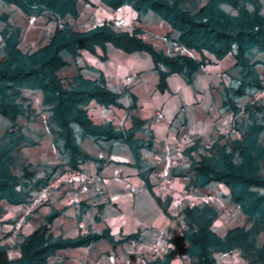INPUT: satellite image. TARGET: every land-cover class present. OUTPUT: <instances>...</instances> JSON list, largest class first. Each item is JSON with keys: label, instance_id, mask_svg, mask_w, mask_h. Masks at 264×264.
Masks as SVG:
<instances>
[{"label": "trees", "instance_id": "16d2710c", "mask_svg": "<svg viewBox=\"0 0 264 264\" xmlns=\"http://www.w3.org/2000/svg\"><path fill=\"white\" fill-rule=\"evenodd\" d=\"M2 1L15 5L29 18L45 17L55 22L56 27L47 43L32 52H24L21 48V28L7 24L0 33L3 53L0 60V119L10 122L0 137V222L7 214L3 202L9 206L27 205L58 169H80L81 164L97 159L80 146L75 125L81 128L83 137L128 144L135 152L136 162L141 160L137 151L140 146L135 139L136 119L134 126L126 130L118 129L113 122L97 123L90 115L93 105L108 110L124 106L120 101L121 94L108 86L102 72L92 79L83 73L84 67L77 66L83 52L102 61L108 59V45L127 54L149 53L159 73L158 88L161 91L167 89V79L174 74L183 75L192 84L195 75L213 63L206 53L219 61L232 54L236 60L233 70L239 71L238 85L225 88L222 104L235 114L241 111L236 99L250 92V98L254 100L264 90L263 76L258 71L264 60L256 58L258 54L264 56V15L259 7L254 10L248 8L253 0H209L204 5H200L198 0H101L112 10L131 6L138 13V20L149 13L156 14L171 27L170 38L172 33H176L173 43L191 54L179 51L168 54L156 50L142 38L144 32L141 28L135 27L131 31L117 29L112 21L86 31L76 30L68 19H78L81 1L95 5L93 0ZM224 3L231 4L238 14L226 12L221 7ZM2 18L6 21L8 16L4 14ZM62 20L64 23H60ZM73 65H76V73L63 78L61 72ZM89 69L94 71L93 67ZM26 90L41 93L42 105L51 114L48 127L53 141L57 146L61 143V153L67 158L65 163L55 166L43 177H37L29 164L23 166L21 176L14 173L23 149L35 146L19 123V119L32 110L31 103L24 96ZM133 107L132 104L130 108ZM244 111L251 117L263 112V108L257 103L248 104ZM234 124L242 133L241 139L224 133L219 134L209 150L199 138L188 147L186 158L191 161L192 174L186 190L202 191L211 184L224 185L229 189L231 203L245 215L246 224L229 229L227 235L220 236L213 229L220 216L216 206L187 205L174 216L170 212L172 197L165 200L157 197L167 218L177 219L182 214L185 228L181 236L171 238L166 253L146 254L141 264H173V248L179 249L183 242L186 243L183 255L190 264H218L219 254L233 250H240L247 264H264V245L261 248L257 246L259 237L264 235V139L260 137L264 127L254 122L247 128H241L236 121ZM177 170L176 174L174 171L176 178L184 176ZM58 216V212L47 216L40 227L23 238L17 259H12L8 246L0 243V264H50V258L62 250L89 247L101 240L115 247L126 242H139V234L116 241L110 230L101 234L90 232L71 239L55 237L51 226Z\"/></svg>", "mask_w": 264, "mask_h": 264}, {"label": "crops", "instance_id": "0c3cea01", "mask_svg": "<svg viewBox=\"0 0 264 264\" xmlns=\"http://www.w3.org/2000/svg\"><path fill=\"white\" fill-rule=\"evenodd\" d=\"M94 4L93 6H96V9H93V11H95L96 17L103 20V23L111 21L113 10L96 2ZM123 14L127 18L130 29L142 28L144 32L142 38L152 44L156 50L165 51L166 44L158 38L151 39L148 30L151 29L161 36L166 35L171 32V28L166 22L163 20H148L144 17L140 23L137 20V12L130 6L124 7ZM158 45L163 47L158 49ZM89 55L83 52L76 64L79 67H84L83 73L92 79L97 78L99 72H102L107 79L108 86L114 92L121 94L120 101L124 108H111L108 110L102 107V109H105L106 117L113 116L110 122H113L118 129L128 130L134 126L135 119L138 121L135 139L138 140V146H140L137 151H139L141 160L137 163L134 150L122 141H96L94 138L82 137L83 141L79 143L82 149L97 159L81 164L80 168L90 174H99L109 178V182L105 186V195H99L94 189H91L80 196L79 205L70 204L69 200L72 193L78 189V186H63L59 190L51 192L47 202L35 210L18 236L21 238L29 236L45 222L47 216L58 212L59 216L51 226V232L55 237L76 238L82 235L80 224H84L87 226L89 233L101 234L105 230H110L116 241L130 235L139 234V242H126L115 247L108 241L101 240L89 247L71 249L72 251L81 252V257L67 253V250H62L56 256L50 258V264H103L104 261L113 264V260L118 264H122L125 260L134 258V248L141 242H157L161 240L164 233L169 234L172 238L181 236L183 229L179 218L173 220L167 218L156 199L160 197L165 200L167 197L161 194L157 186L154 157L161 151L165 137H168L173 144L178 133L186 129L194 131L195 140L202 139L204 144L209 142L212 140L213 135L221 134L218 124L220 122L229 123L231 116L229 113L219 110L222 97L216 96L219 91V81H221L218 74L233 69L236 63L234 56L231 54L219 61L216 60L215 56L206 53V56L213 63L196 74L192 84H189L183 75L174 74L168 77L167 89L164 91L158 88L159 73L149 53L127 54L112 45H108L107 61ZM86 56L89 60L85 59V62L80 64L79 60ZM94 58L96 60L92 61ZM94 61H99L101 67H98L97 62L95 64ZM113 65L117 66L118 70L114 83L112 81L113 77L110 75L111 66ZM89 67H93L94 71L90 70ZM147 75L157 77L154 78L153 88H146ZM200 75H205L207 80L198 82ZM126 78H132L129 86L121 82ZM198 83L202 85L201 88L204 86L203 90L206 85L209 88L212 102L208 111H203L202 104L205 100V93L201 91V88H198ZM145 89H149L151 94V99L148 101H143L139 96ZM126 95L132 98V102L128 103V100H125ZM132 104L134 107L131 109ZM195 119L211 121L212 124H209V130L207 131L210 140L205 141L200 131L193 129L191 121ZM195 140L189 147L194 144ZM61 170L62 168L59 169V172ZM116 172H118V175ZM179 180L181 178L178 177L171 196H176V182ZM207 194L211 193L202 195ZM19 209L17 216L9 220L10 223H3L8 212L2 219L3 222H0L1 244L10 245L12 237L8 233L14 221L19 217L23 206H19ZM170 212L176 216L172 207ZM6 234H8V237L2 240ZM100 245H102L101 249H99ZM120 246L123 247L122 251H118ZM9 254L12 259L20 257L19 249H10ZM120 255L125 257L123 262H118ZM134 264H141V262H135Z\"/></svg>", "mask_w": 264, "mask_h": 264}, {"label": "rangeland", "instance_id": "374dc122", "mask_svg": "<svg viewBox=\"0 0 264 264\" xmlns=\"http://www.w3.org/2000/svg\"><path fill=\"white\" fill-rule=\"evenodd\" d=\"M93 1L96 2L97 4H101L102 6L108 7L101 0H93ZM208 1L209 0H198L200 5H204ZM253 2H254L253 4L248 5V8L250 10H254L255 8L259 7L260 12L264 15V0H253ZM127 6L129 5H124V7ZM95 7L96 6H93V4H86L83 1H81L79 4L80 14L78 16V19L74 20L72 18H69L68 21L76 30H81V31L89 30L99 24H102L103 20L98 19L96 17L95 11H93V9H96ZM221 7L229 14L232 15L238 14L237 10L229 3L227 4L224 3L221 5ZM4 14L8 16V19L6 21L2 18ZM144 17H146V19L148 20L150 19L156 21L162 20L154 13H149L146 16H142V18ZM142 18L140 20L138 19L137 20L141 23ZM60 23H64V20L60 21ZM7 24H11L12 26L19 27L23 30V40L21 43V48L24 52L35 51L41 46H43L45 43H47L49 37L51 36V34L53 33L56 27V23L48 21L47 18H41V17L29 18L15 5H9L6 4L4 1L0 0V33L7 26ZM128 29L130 31L132 30L129 28L128 25L122 28V30H128ZM40 31L42 32L40 33ZM148 31H150L148 35L151 37V39L158 38L166 44V49H165L166 53L171 52L173 54L175 52V48L173 46V38L176 37V33H172L171 34L172 38H170L169 33L161 36L156 34V32L151 29H149ZM163 38H167L168 41L163 40ZM162 47L163 46L158 45V49H161ZM86 54L90 56L89 53ZM2 57H3V53L0 49V60L2 59ZM256 58L264 60V56L262 54H258ZM85 59L89 60V58L86 56L82 60H79V63L83 64L85 62ZM93 60L96 59L94 58L92 59V61ZM94 62L95 64L97 62L98 67H101L99 61H94ZM258 71L260 72V74H262L264 80V64H260L258 66ZM238 72L239 71L236 69L235 70L230 69L225 72H220L218 74L221 81H219V85H218L219 91L216 94L217 97L219 96L225 97L226 94L225 88H230L233 86L237 87L238 85L237 79L239 77ZM75 73H76V65H73V67L64 69L61 72V76L63 78H69ZM116 73H118L117 66L115 65L111 66L110 75L113 77L112 78L113 83L116 81L117 78ZM154 78L157 77H153V75H147L146 88L150 89L154 87L153 85ZM201 80L206 81L207 80L206 76L200 75L198 82H201ZM197 86L200 89L202 85L198 83ZM203 87L201 88V91L205 93V100L202 104V108L203 111H208L211 107V102H212L210 97L211 95L209 94L210 92L208 86L206 85L204 90ZM149 89H145L139 94L140 99H142L143 101H148L151 99V94L149 93ZM24 96L28 99V102L31 103L32 110L30 114H28L27 116L21 117L19 119V123L23 126V132L28 136L31 142L35 143V146H31L23 149V151L20 154L19 160H17L14 166V173L18 176H21L23 166L29 164L31 166L30 170L35 172L37 174V177H43L46 176L55 166L59 164H63L67 158L64 154L61 153V143L57 146V144H55L53 141V136L50 133L48 127V120L51 114L42 105L41 93L26 90L24 91ZM250 96L251 93L248 92V94L245 97L236 99L238 106L241 108V111L237 114L227 111L224 104H222L223 99H221V103H220L221 106L219 107V110H221V112L229 113L231 115L229 119V123L220 122L218 124V129L221 134L225 133V131L231 126V123L233 121L239 122L241 128H247V126H249L253 122L257 124L259 127H264V98H261L260 100L255 102L254 100H252V98H250ZM124 98L125 100H128V103L132 102V98L129 95H126ZM255 103L259 104V106H262L263 112L257 113L250 117L244 111L245 107L248 104L254 105ZM89 113L97 123H108L110 122V119H112L113 117V116L106 117L107 114L105 113V109H102V107L97 105H93L89 110ZM115 121L117 123L118 121L117 118L115 119ZM191 122L193 129L195 131H200V134L204 137L205 141L208 140L209 135L207 131L209 130V124L211 123V121L208 122V121H201L200 119H195ZM9 125L10 122L7 119L5 118L0 119V137H2V135L6 131V128L9 127ZM74 129L76 132L77 140L79 143H81L83 141L82 130L77 125L74 126ZM260 137L261 139H264V129L262 130ZM88 139H92V138L88 137ZM201 151H203V145L201 147ZM191 168H192L191 161L189 158H187L186 161L183 163V165L177 170L178 172H183L184 176H179L181 180L176 182L177 184L176 196L184 195L186 193H192L198 196H202V194H206V193H211L212 195L216 196L218 201L215 203L214 206L218 208L220 216L219 219L215 222L213 229L220 236L227 235L229 229L244 226L246 224L245 215L243 214L240 208H238L237 206L231 203L230 201L231 195L229 189L224 185L211 184L210 186L204 188L202 191L186 190V185L189 182V179L192 174V172L190 171ZM58 173H59V169L55 175H57ZM2 204L8 212V214L5 216V220H4L5 222L15 218V216H17V214L19 213L20 210L19 206H11V205L9 206L5 202H3ZM180 212H182V209L180 210ZM178 218L181 222L182 229L185 228L182 214H180ZM8 234H6L5 237L2 238V240H5V238L8 237ZM11 237H12V241L10 245L8 244L9 250L19 249V245L23 240V238L19 237L18 235L16 237L14 236ZM263 245H264V235H261L258 239L257 246L261 248ZM101 246L102 245H100L99 249H101ZM185 246L186 243L183 242L179 249L173 248L174 251L173 264H190L188 258H186L183 255V249ZM122 250L123 247L121 246L118 247V251H122ZM67 253H72L79 257H81L80 255H82L81 252L74 250L72 251L71 249L67 250ZM119 257L120 260H118V262H123L125 257L123 255H120ZM130 257L132 258V256ZM217 259H218V264H247V261L245 260L244 255L240 250H233L224 254H219L217 256ZM103 264H108V263L104 261Z\"/></svg>", "mask_w": 264, "mask_h": 264}, {"label": "built area", "instance_id": "2783aa9c", "mask_svg": "<svg viewBox=\"0 0 264 264\" xmlns=\"http://www.w3.org/2000/svg\"><path fill=\"white\" fill-rule=\"evenodd\" d=\"M124 7H120L112 12V23L117 29H122L128 25L127 18L124 16ZM167 40V38H163ZM175 52L189 53L188 50L177 47L173 43ZM169 52L168 54H170ZM124 85L129 86L132 82V78H126L121 81ZM264 98V90L260 91L255 97L254 101H258ZM225 135L234 136L237 139L242 138V133L236 129L234 121L231 126L226 130ZM219 135H213L212 140L204 144L206 149H211L214 141ZM195 133L191 129H186L178 133L172 144L168 137L163 140V147L159 153L154 157L156 176H157V186L161 194L165 197L171 196V192L174 188L176 176L174 171L179 168L186 161V151L188 147L195 140ZM118 175V172H116ZM109 178L101 176L99 174H90L83 169H70L60 171L57 175L52 176L50 181L43 186L32 198L31 202L23 206V209L19 217L14 221L11 226L10 234L16 237L20 231L23 229L25 224L28 222L30 216L33 215L36 209L43 206L51 194L55 190H59L66 185L78 186V189L74 190L72 197L69 200L70 204H80V196L87 193L89 190L94 189L99 195H105V186L108 184ZM172 197V210L177 213L187 205H215L218 201L217 197L212 194L198 196L192 193H186L180 196ZM80 230L82 235L89 233L87 226L80 224ZM169 234H162L161 240L154 243L141 242L137 244L134 248V258L127 259L122 264H134L135 262H141L146 254H157L161 255L167 252L171 240ZM113 264H118L115 260L112 261Z\"/></svg>", "mask_w": 264, "mask_h": 264}]
</instances>
